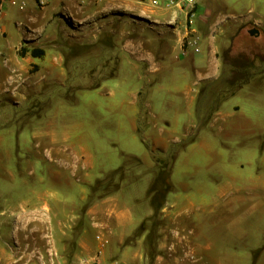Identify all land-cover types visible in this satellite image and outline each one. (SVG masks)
I'll return each instance as SVG.
<instances>
[{"label": "rangeland", "instance_id": "374dc122", "mask_svg": "<svg viewBox=\"0 0 264 264\" xmlns=\"http://www.w3.org/2000/svg\"><path fill=\"white\" fill-rule=\"evenodd\" d=\"M25 14L14 6L9 11L6 7L0 16L2 25L7 28L4 33L7 44L17 43L23 35V24L32 23ZM114 19L113 27L102 26L100 31V74L89 58L80 63L67 60L68 75L63 78L49 77L44 61L41 66L30 64L28 75L33 74V79L25 82L33 85L38 81L44 88L37 92L22 86L23 95L18 94L19 98L22 96L21 118L14 124L13 135L17 139L7 138L6 141L11 149L5 156L4 178H0V205L13 207L34 196L47 200L51 197L54 213L63 212L66 216L54 217L51 238L45 237L37 222L28 217L0 223V264H110L115 259L125 264H157L159 256H163L166 263L175 262L183 254V248L178 247L180 235L172 230L171 207L167 205L174 191L173 171L182 185L191 184L193 200L198 205L204 203L196 228L201 234L202 246L211 245L209 253L214 263L248 264V248H257L264 241V187L252 180L237 179L236 182L232 177L241 175L237 162L247 160L249 151L259 150L262 144L254 130L259 126L264 128V78L257 81L256 90L246 85L229 98L224 92L216 91V87L214 91L196 93L192 70L187 69L186 74L179 70L177 50L173 46L176 34L170 25L158 28L137 13L118 12ZM156 30L162 31L159 34ZM156 38H163L159 45L152 41ZM68 48L89 57L98 47L80 48L68 44ZM125 48L131 54L132 65L123 58L121 68ZM17 53L22 57V48ZM222 55L218 53V57ZM248 59L252 62L251 56ZM77 64H80L78 68ZM44 96L52 100L53 118L58 120V126L62 124L72 136L70 145L77 144V139L82 137L91 151L114 153L120 161L115 166L123 163V152L138 155L149 151L150 159L146 162L138 156L127 155L116 171L102 173L83 186L79 182L80 174L73 171L63 174V184L60 173L53 174L51 179L44 158L34 160L32 166L25 150L39 124V120L25 114L34 103L44 102ZM137 99L139 130L144 143L133 138L128 120L131 104L135 108ZM201 102L207 103V115L214 120L211 126L200 132L197 142L190 141L193 136L189 134L185 140H178L181 135L175 133H181L184 126L185 129L191 126V132L197 129L191 118L197 117L196 109ZM236 106L241 109H235ZM219 112L225 115L224 120L240 124L235 126L238 133L229 135L222 130L223 119L220 121ZM232 112L235 114L226 117ZM152 121L154 123L143 131ZM9 127H13L12 122L5 126ZM159 133L164 135L165 141L156 143L155 136ZM111 142H115V146L112 147ZM207 151L211 153L208 155ZM31 167L34 171L29 170ZM72 168L74 166L70 165ZM132 183L135 186L130 188ZM183 191L181 188V193L187 192ZM130 195L141 197L135 204L139 212L144 214L151 210V215L123 243L132 246L134 255L143 253V262L128 261L115 253L109 254L105 263L100 262L111 241L112 246L120 245L110 215L115 207L120 213H127L131 207ZM110 199L121 205L110 204ZM4 217L7 219L9 215ZM98 235L107 240L103 248ZM253 255L254 264H262L264 251Z\"/></svg>", "mask_w": 264, "mask_h": 264}, {"label": "crops", "instance_id": "0c3cea01", "mask_svg": "<svg viewBox=\"0 0 264 264\" xmlns=\"http://www.w3.org/2000/svg\"><path fill=\"white\" fill-rule=\"evenodd\" d=\"M26 2V9L20 10L18 7L17 9L26 13L25 17L27 19H32V25L23 24V35L17 43H6L5 38L7 36H4V33L7 32V28L0 21V178H4L3 172H5L6 167L4 166L5 156H7V152L11 149V146L6 143L7 138L12 141L17 139L13 135V131L15 130L14 126H16L14 124L18 123V119L21 118L19 101L22 102V96L18 97V94L23 95L21 87L35 89L37 92L44 88L41 86L42 84H38V81L33 85H27L25 82L28 78L30 81L33 79V74L28 75L31 68L30 64L34 63L41 66V62L44 61L49 77L63 78L68 75V69L65 64L67 60H75L77 63H80L84 59L88 60L89 58L92 60V67L94 69L97 68V74H100L99 71L102 70L100 68V61H102L101 51L99 50L101 47L100 31L102 26L109 28L116 24L114 18L118 12L128 15L137 13L149 20V23L152 22V25L158 26L161 29H165L166 25L171 26L176 34L173 46L177 50L178 62L180 63L179 70L183 71L184 74H186L185 71L187 69L192 70L195 76L193 84L197 86L196 93L208 92L211 89V91H214V87H216V91L220 93L224 92V94H227V98H229L240 92L246 85L256 90L257 81L264 78V0H197L198 10L194 16L192 27L195 30V35L199 37L201 50L200 52H194L189 48L187 54L183 52V47L187 41L184 37L188 21L186 13L178 8L156 7L152 4L151 0H26ZM43 2L44 5L41 4ZM11 7L14 6L8 5L7 11ZM102 17L107 19L102 21ZM126 24L127 22L124 25ZM250 29H258L260 31L259 35H250ZM156 31L160 34L162 30ZM158 39L160 38L152 41H156L157 43H154L159 45L163 38ZM154 43L152 42V44ZM68 44H73L80 48L97 45L98 48L88 57L83 52H71ZM20 48H27L28 52L25 56L21 57L18 55L17 51ZM34 48L43 49L44 55L39 57L32 56L31 50ZM220 52L223 55L218 57V53ZM248 56H251L252 62L248 59ZM123 58L132 65V57L127 48L124 49L121 55V68ZM241 61H243V67ZM79 66L80 64H77L75 67L78 68ZM60 85L62 86V84ZM46 98H44V102L41 100L40 105L34 103V106H30L31 111L29 110L25 114L28 118L31 117L39 120L37 128L33 130L31 141L28 143L29 140L25 139L30 144L25 150L28 152L27 157L30 159V165L32 166L35 164L34 160L38 162L42 157L44 158L51 179L53 178V174L58 175L60 173V183L63 184V174L73 171L80 174L81 181L79 180V182L83 186V183L92 182V179L100 177L102 173L116 171L124 164L127 155L138 156L145 159L146 162L150 159L149 151L138 155L123 152V163L115 166L120 161L114 153L110 151L93 152L82 137L77 139V144L73 143L70 145L69 142L72 140V136L65 130L62 124L60 127L58 126V120L53 118L54 115L51 109L53 106L52 100L50 96ZM40 99H42V96ZM35 102H37L36 98ZM124 104H126L125 100ZM132 105L128 114V120L131 124L130 132L133 134L134 139L143 142L139 130L140 105L138 99L135 108ZM206 106L207 103L201 102L196 109L197 117L195 119L191 118V122L197 127L195 132H191V126L186 127V129L184 126L181 133H175L176 135H181L179 139L177 138L178 140H185L186 135L189 134V137H191L190 135L193 136L190 141H196L200 132L211 126L214 120L210 119L209 115H207ZM235 109L240 110L241 108L236 106ZM234 114L232 112L226 115V117ZM220 115V121L223 119L222 130L226 131L229 135L234 134V132L238 133V129L235 126L239 127L240 124L226 121L227 119L224 120L225 115ZM11 122L13 123V127L6 129L5 126ZM148 123L143 131L154 122L152 121L149 125ZM254 131H257L254 133L257 134L256 137H260L262 144L259 150L252 149L249 151L246 155L247 160L237 162L236 167L241 169V175L237 178L232 177V180H252L264 187V128L261 129L259 126ZM163 141H165V138L162 133L155 136L156 143ZM111 143L112 147L115 146V142ZM210 153L211 151L206 152L208 155ZM247 164L249 167L246 166ZM70 165L74 166V168L70 169ZM29 170L34 171L33 167L29 168ZM174 172L172 175L174 191L169 197L167 205L171 207V219L174 224L172 230L175 234L178 233L180 235L178 247H190L205 262L208 264L214 263L213 257L209 253L211 245L202 246L199 242L201 234L196 228L198 226L197 221L202 216L199 210L200 208L203 209L204 203L200 202L201 204L198 205L193 200L190 194L193 189L191 184L189 186H186V184L182 185L174 177ZM246 174L248 175L246 176ZM224 178L230 181L228 176H224ZM134 186L135 184L132 183L129 187L132 188ZM181 188L187 192L181 193ZM56 195L58 196V194ZM130 196L131 199L128 201V204L131 207L127 213H120L117 209L118 207H115L112 209L113 212L110 215V218L113 217L110 221L114 225L112 228H116L115 231L118 234L117 241L120 245L112 246L114 242L111 241V245L105 248L100 262L105 263L109 258V254L114 253L119 254L121 258L128 261L135 259L136 261L143 262V253H136L137 255H134V253H131L133 250L132 246L128 244L124 245L123 243L126 241V238L134 234L140 223L151 215V210L149 209L144 214L139 212L135 204L137 203L136 200L141 197ZM60 197L63 200V196ZM34 198L30 201L20 202L13 207L8 206L4 208L0 205V223L3 225L5 221H18L28 217L37 222L36 226L39 230H43L45 237L51 238L53 235L52 222L56 219L54 217L59 215L65 217L66 213H54V203L51 197L50 200H47L42 196H37L35 198L36 201L33 202ZM108 202L116 206L118 204L121 205L113 199L108 200ZM64 204L67 205V203ZM10 207H12L13 211H10ZM27 208L31 210L27 211ZM165 210H167V207ZM5 215H9V217L4 219ZM42 221H44V225L40 223ZM116 237H113V239L116 240ZM259 251H264V241L257 248H248L246 251L248 264H254L255 256H252V254ZM129 253H131L130 257ZM126 254L128 255L126 256ZM262 264H264V258Z\"/></svg>", "mask_w": 264, "mask_h": 264}, {"label": "built area", "instance_id": "2783aa9c", "mask_svg": "<svg viewBox=\"0 0 264 264\" xmlns=\"http://www.w3.org/2000/svg\"><path fill=\"white\" fill-rule=\"evenodd\" d=\"M152 4L156 7H169V8H178L181 11L186 13L187 17V31L185 35V39L187 41L184 44L183 52L185 54L188 53L189 48H191L194 52H200V41L199 37L195 35V30L193 29V20L194 16L198 10L197 8V0H151ZM44 5V2L41 3ZM15 6L20 10H24L27 7L26 0H0V16H2L5 12L6 7ZM97 238L100 241L101 247H105L107 240L103 238L102 235H98ZM110 264H125L123 261L119 259L113 260ZM157 264H208L203 259L196 257L195 253L192 250L183 248V254L175 260V262L166 263L164 262V257L159 256Z\"/></svg>", "mask_w": 264, "mask_h": 264}, {"label": "trees", "instance_id": "16d2710c", "mask_svg": "<svg viewBox=\"0 0 264 264\" xmlns=\"http://www.w3.org/2000/svg\"><path fill=\"white\" fill-rule=\"evenodd\" d=\"M28 50L26 48H22V55L25 56ZM44 50L41 48H34L31 50V55L34 57H39L44 55Z\"/></svg>", "mask_w": 264, "mask_h": 264}, {"label": "water", "instance_id": "95a60500", "mask_svg": "<svg viewBox=\"0 0 264 264\" xmlns=\"http://www.w3.org/2000/svg\"><path fill=\"white\" fill-rule=\"evenodd\" d=\"M260 31L258 29H252L251 34L252 35H259Z\"/></svg>", "mask_w": 264, "mask_h": 264}, {"label": "flooded vegetation", "instance_id": "af4514ba", "mask_svg": "<svg viewBox=\"0 0 264 264\" xmlns=\"http://www.w3.org/2000/svg\"><path fill=\"white\" fill-rule=\"evenodd\" d=\"M251 31H252V29L249 30L250 35H252V34H251ZM252 36H256V35H252Z\"/></svg>", "mask_w": 264, "mask_h": 264}]
</instances>
